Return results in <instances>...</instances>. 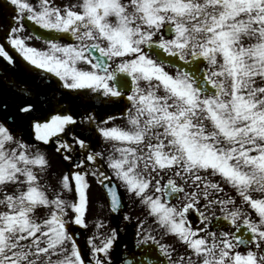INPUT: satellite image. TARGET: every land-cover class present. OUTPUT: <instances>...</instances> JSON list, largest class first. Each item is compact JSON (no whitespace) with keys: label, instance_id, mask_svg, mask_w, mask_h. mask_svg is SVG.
<instances>
[{"label":"snow or ice","instance_id":"obj_1","mask_svg":"<svg viewBox=\"0 0 264 264\" xmlns=\"http://www.w3.org/2000/svg\"><path fill=\"white\" fill-rule=\"evenodd\" d=\"M4 6L0 264H264V0Z\"/></svg>","mask_w":264,"mask_h":264},{"label":"flooded vegetation","instance_id":"obj_2","mask_svg":"<svg viewBox=\"0 0 264 264\" xmlns=\"http://www.w3.org/2000/svg\"><path fill=\"white\" fill-rule=\"evenodd\" d=\"M0 1H2V2L5 4V0H0ZM5 8H6V7H5ZM6 9H7V8H6ZM7 12H8V9H7ZM8 14H9V13H8ZM9 18H10V17H9ZM21 35H27V33L24 32V33H21ZM5 41H6V40H5ZM29 42H30L33 46L43 47V44H42L41 42H37V41H35L34 39L31 40V41H29ZM9 48H10V47H9ZM16 55H17V54H16ZM19 60H20V62L22 63V65L25 67L24 62H23L20 58H19ZM7 79H16V80L24 81L23 78L20 76V74H19L18 72H15V73H13V72H6L5 70H3V69L0 68V80H1L2 82H4V83H7ZM93 103L95 104L96 112H97L98 115H100V116H104L105 114H112V115H115V116L117 117V119L114 121V123H116L117 125H121V126L124 125L125 122H124V120L121 118V116H120V112H119V111L113 109L111 106H102V105L96 104L95 101H94ZM64 106H67V105H64ZM46 107H47V106H46ZM46 107H45V108H46ZM74 111H77V109H74ZM77 118H79V117H77ZM77 131L80 132L81 130H80V129H77ZM83 135H84V136H90V135H93V134L90 133V132L84 131V132H83ZM94 138H95V142H96V145H97V147H96L94 150H99V146H100V143H101V142H100L99 139H98V134H95V137H94ZM54 147H55V145L45 146V148H47V150H48L49 155H51L52 151L54 150ZM61 171H66V169L61 168ZM98 187H99V186L94 185V191H98ZM121 193H122V195L125 196V203H126V204L130 203L129 200H128V198H127V196H126V194H124L123 189H121ZM98 213H100V209H99L98 205L94 203V204L92 205V207H91V210H90L89 215H90V217H91L92 215H95V214H98ZM102 214H103L104 217H108V216H109V214H108V212H107L106 210H104ZM134 215H136V214L134 213ZM118 223H119V219L117 218V219L114 221V224H118ZM82 232H83V230H82ZM128 232H129V235L126 236L125 239L128 240V241H130V240H131V235H130V233L132 232V228H129V229H128ZM123 235H124V234L122 233V236H123ZM86 236H87V233H84V237H85V239H86Z\"/></svg>","mask_w":264,"mask_h":264},{"label":"water","instance_id":"obj_3","mask_svg":"<svg viewBox=\"0 0 264 264\" xmlns=\"http://www.w3.org/2000/svg\"><path fill=\"white\" fill-rule=\"evenodd\" d=\"M0 20H4L7 21L8 20V13L6 11V9H4L3 3L0 2ZM0 44H4L6 45V42L4 41V33H3V29L0 28ZM8 51L10 52V54H12L13 56H16L15 52L10 50L8 48ZM0 67L5 70L6 72H18L19 74H21V76L23 77V79L27 82H31L33 79V74L30 73L29 71L25 70L22 67L21 62H19V59L17 58V63L16 65H12V66H7L5 63H0ZM0 91H3L5 93H8V89H7V84H4L1 80H0ZM45 105H40L41 110H43ZM39 113H41V111L37 112V115H39ZM79 242H80V246L83 249L85 246V243L83 241V233L81 232L80 236H78Z\"/></svg>","mask_w":264,"mask_h":264},{"label":"rangeland","instance_id":"obj_4","mask_svg":"<svg viewBox=\"0 0 264 264\" xmlns=\"http://www.w3.org/2000/svg\"><path fill=\"white\" fill-rule=\"evenodd\" d=\"M38 215H39V213H38Z\"/></svg>","mask_w":264,"mask_h":264}]
</instances>
